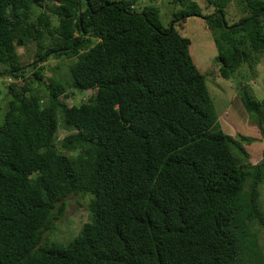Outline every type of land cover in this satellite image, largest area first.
<instances>
[{"label":"trees","instance_id":"obj_1","mask_svg":"<svg viewBox=\"0 0 264 264\" xmlns=\"http://www.w3.org/2000/svg\"><path fill=\"white\" fill-rule=\"evenodd\" d=\"M136 1L0 0V76L16 80L0 115V264H264L251 229L264 226V156L244 161L248 140L219 129L205 84L207 74L253 72L264 0H236L230 23V0H202L205 12L171 0L168 26ZM45 4L55 24L33 14ZM190 16L214 45L207 74L175 28ZM25 44L28 73L15 54ZM49 57L74 60L45 80L37 63ZM238 95L264 134V96L245 84ZM69 194L90 196L89 216L62 242L53 235Z\"/></svg>","mask_w":264,"mask_h":264},{"label":"rangeland","instance_id":"obj_2","mask_svg":"<svg viewBox=\"0 0 264 264\" xmlns=\"http://www.w3.org/2000/svg\"><path fill=\"white\" fill-rule=\"evenodd\" d=\"M201 7H204V3L202 0H196ZM236 0H230L226 6V14L225 19L227 23L232 22V20H235L238 15L240 14L237 10ZM145 5H151L155 6L158 10V19L160 23L164 26H168L170 23V12L173 10L174 5L171 3V0H137L135 3V8L139 9ZM51 5H42L40 7H34L32 12L33 14L38 13L39 11H44L47 13V15L50 17L53 24L56 23V17L51 14L50 12ZM208 11H211V8H207ZM203 12L206 11V7L203 8ZM175 28L182 36H188L190 39L189 43V51L194 56L195 61L199 69L206 74L211 70V68L216 67V62L214 60L215 56V49L214 45L211 41L210 34L207 30H204L202 26L199 24L197 20H195L192 16L186 17L185 23L183 24L182 28H178L177 25H175ZM15 54L16 58L18 59L19 63L21 65H26V73L30 72L31 67L29 66L30 62L32 61L34 57V48L31 45L25 44L22 46H16L15 47ZM264 58V54H261L259 58ZM74 58H52L49 57L45 59L42 62H38L37 66H40L42 68V78L47 79L51 76L57 77L59 74H62L66 71L67 65L71 62H73ZM259 63L257 60L253 65V72H249L247 67L245 65L241 66L240 73L239 70L237 72H233L229 76V81L226 82V80L221 79L218 75H214V77L210 75L205 76V84L208 89L209 96L211 97L212 101H215V93L216 90L220 92H224L229 94L230 88L229 85L225 83H231L233 84L234 88L237 86V83L234 82L233 79L236 81L243 80L250 82L253 77H256V69L255 65ZM263 64V62H261ZM3 68L2 65H0V70ZM53 73V74H52ZM238 74V76H236ZM264 75V74H263ZM262 75V76H263ZM9 78V76H0V115L3 113L6 109V92H5V86L7 85L6 79ZM261 82L264 81V76L261 77ZM13 80V79H12ZM16 81V80H13ZM220 82L216 84L215 82ZM220 84V85H219ZM223 84V85H221ZM230 84V85H231ZM217 88H215V87ZM67 91H70L72 89H69L67 87ZM91 90H85V91H74L73 94L65 99V102L68 105L71 104H79L80 102L84 101L87 96L90 94ZM250 119L253 118V114L247 112ZM252 120V119H251ZM65 134V131L59 127L56 134V139H60ZM263 185L260 186L259 189V195L257 198V205L259 209L264 214V192L262 190ZM90 200V196L87 194L83 195H67L63 200V211L60 214L58 220L56 221V231L54 238L58 241H66L70 239L72 236H74L78 230L80 229L83 222H85L89 216V213L87 211V203ZM251 229L253 230L255 236H256V242L263 251L264 254V226H258V224L254 223V225H251ZM49 233H46V236H48ZM258 250L256 252H253V254H250L251 258L254 257L257 258L259 261L260 257L262 256V252ZM256 260V259H255Z\"/></svg>","mask_w":264,"mask_h":264},{"label":"crops","instance_id":"obj_3","mask_svg":"<svg viewBox=\"0 0 264 264\" xmlns=\"http://www.w3.org/2000/svg\"><path fill=\"white\" fill-rule=\"evenodd\" d=\"M258 61L259 63L255 65V73L257 74L256 77H253L250 82H245L247 81V79L245 81H236L235 79H233L234 82L237 83V86L235 88L233 84L225 83L229 85V94L216 90L215 101H212L214 113L216 115V123L219 129L229 136H240L248 140L246 142H243L241 146L247 153V158H245L244 161L250 164L258 162L264 156V134L260 132V128L258 127V125L250 119L247 111L244 109L240 101V97L238 94L240 85L245 84L248 86L250 92L254 95L255 98L260 99L264 96V81L261 82V77L264 76V58L261 59L260 57L258 58ZM261 62H263V64ZM236 76H238V74ZM221 79L226 80V82H228L230 78L228 77L226 79ZM215 83L218 84L220 82L218 81ZM261 185H263L262 190L264 192V180Z\"/></svg>","mask_w":264,"mask_h":264},{"label":"built area","instance_id":"obj_4","mask_svg":"<svg viewBox=\"0 0 264 264\" xmlns=\"http://www.w3.org/2000/svg\"><path fill=\"white\" fill-rule=\"evenodd\" d=\"M6 80H7L8 82H10V81H11V79H10V78H7Z\"/></svg>","mask_w":264,"mask_h":264},{"label":"clouds","instance_id":"obj_5","mask_svg":"<svg viewBox=\"0 0 264 264\" xmlns=\"http://www.w3.org/2000/svg\"><path fill=\"white\" fill-rule=\"evenodd\" d=\"M10 79H11V78H10ZM11 81H12V79H11ZM11 81H10V82H11ZM6 82H7V83H10V82H8L7 80H6Z\"/></svg>","mask_w":264,"mask_h":264}]
</instances>
